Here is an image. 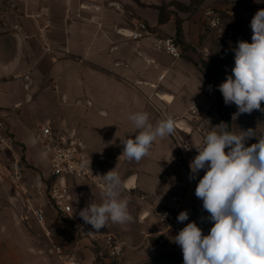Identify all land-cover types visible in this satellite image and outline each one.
Returning <instances> with one entry per match:
<instances>
[{
    "label": "crops",
    "instance_id": "1",
    "mask_svg": "<svg viewBox=\"0 0 264 264\" xmlns=\"http://www.w3.org/2000/svg\"><path fill=\"white\" fill-rule=\"evenodd\" d=\"M210 8L235 22L229 23L240 41L251 43L250 21L264 9V0H0V114L11 144L10 150L0 148V264L10 256L16 262L40 257L39 233L19 220L14 207L19 200L10 199L15 184L8 166L20 160L29 186L48 174L50 158L37 139L47 124L56 132H76L94 162L106 173L115 169L120 174L133 217L124 224L109 221L93 233L79 216L90 203L103 202L102 189L93 182L69 179L74 212L65 219L31 191L32 205L45 207L46 223H36L51 242L49 251L56 254L59 246L78 264H111L103 236L113 234L123 246L115 264H183L174 242L178 231L195 221L209 234L213 222L201 221L210 214L195 195L205 170L189 179V163L198 154L191 145L217 130L226 116L230 131L250 128L249 114L233 119L237 106L226 105L218 89L234 67L237 43L225 57L226 47L208 28ZM138 21L148 24L153 35L131 38ZM157 37L174 38L180 58L157 51ZM135 112H148L153 125L172 116L184 131L158 138L148 156L129 161L122 142L135 137L128 119ZM254 129L260 136L264 126ZM257 142L255 137L252 144ZM180 159L186 170L178 165ZM165 205L176 220L181 211L189 219L170 228L160 223L156 212ZM56 256V263L66 264ZM41 258L42 264H55Z\"/></svg>",
    "mask_w": 264,
    "mask_h": 264
},
{
    "label": "clouds",
    "instance_id": "2",
    "mask_svg": "<svg viewBox=\"0 0 264 264\" xmlns=\"http://www.w3.org/2000/svg\"><path fill=\"white\" fill-rule=\"evenodd\" d=\"M250 27L251 43L237 42L231 74L218 85L224 103L237 106L233 119L253 110L264 113V9L254 14ZM128 119L137 130L134 138L122 142V155L129 161L140 162L158 138L174 134L177 126L172 116L153 125L148 112H135ZM228 126L221 122L213 128L217 130L207 131L202 142L191 145L198 154L189 163V179H196L205 170L195 195L210 214L201 221L207 219L213 226L204 235L192 221L174 237L182 250L183 264H264V135L257 136L253 129L233 132ZM253 137L258 142L246 146ZM101 177L102 204L90 203L79 212L93 233L100 232L109 221L124 224L133 219L129 199L122 194L120 174L113 169ZM188 219L187 211L177 216L179 223Z\"/></svg>",
    "mask_w": 264,
    "mask_h": 264
},
{
    "label": "built area",
    "instance_id": "3",
    "mask_svg": "<svg viewBox=\"0 0 264 264\" xmlns=\"http://www.w3.org/2000/svg\"><path fill=\"white\" fill-rule=\"evenodd\" d=\"M206 19L210 32L217 38L221 44L226 47L224 56L230 54V48L240 41L236 30L226 24L219 12L214 9L206 11ZM136 30L129 36L134 39H143L152 36L153 33L145 22L135 23ZM154 48L157 51L165 52L173 58H180L181 49L174 38H155ZM192 110V113H195ZM176 130L184 131L180 126ZM37 139L40 146L46 151L50 158V169L47 175L39 176L34 179L29 186L26 181V169L20 160H14L9 163L12 179L15 184L18 196H28L27 211L33 219L43 226L46 223V211L42 205H32L29 193L34 192L35 199L47 201V206L51 208L59 218H71L74 212L73 194L69 179H86L93 182L102 189V177L106 174L101 165L94 162L85 151L82 142L79 140L76 132L61 133L56 132L49 124L40 128L37 133ZM10 137L6 132L4 117L0 114V148L11 149ZM196 151V150H195ZM178 165L186 170L185 162L180 159ZM33 199V198H32ZM173 198L172 201H175ZM180 207V204H178ZM156 215L160 223L167 227H176V215L166 205L157 210ZM179 232V231H178ZM105 249L108 257L118 260L123 252V246L119 239L113 234H105ZM56 254L66 261V264H78L76 260L65 253L61 247H55Z\"/></svg>",
    "mask_w": 264,
    "mask_h": 264
},
{
    "label": "rangeland",
    "instance_id": "4",
    "mask_svg": "<svg viewBox=\"0 0 264 264\" xmlns=\"http://www.w3.org/2000/svg\"><path fill=\"white\" fill-rule=\"evenodd\" d=\"M226 22V24H228L229 26H231L230 25V23L232 24V23H235V22H227V21H225ZM263 108H264V106H263ZM249 121H248V124H249V126H250V128L249 129H253V130H255L254 129V126L255 125H258V124H261V125H263L264 126V114H260V116H258V117H256V116H254L253 114H249ZM228 116H226L225 117V122L226 121H228ZM245 130H248L247 128H245ZM258 135V134H257ZM261 135H264V129H263V131H262V133H261ZM254 139H255V137H253V138H251L250 140H248V141H246L247 142V144H248V146H250V144H252V141H254ZM8 168H9V166H8ZM13 192V191H12ZM17 191L14 189V192L12 193V196H10L11 198V200H14L15 199V196H16V198H18V200H19V204L18 205H16V206H14L13 204V206L14 207H16V213H17V211L19 212L18 213V217H19V220H22V221H24L25 223H27L28 224V226H30L32 229H33V231H36L37 230V232L39 233V239H38V246H39V258L37 259V260H35V259H33L32 261L31 260H23L22 262L21 261H15V260H13L14 258H13V256H10L12 259L11 260H8V261H4V263L3 264H42V259L43 258H41L42 256L44 257H49V259H51V260H54V262L56 261V259H57V256H56V254H54V253H52V251H49L50 250V248L52 247L50 244H51V242H49L43 235H42V233H43V230L41 229V227L40 226H38V224L36 223V221L33 219V217L28 213V211H27V201H26V198H25V196H18L17 195V193H16ZM16 201V200H15ZM8 210H9V207H8ZM30 223V224H29ZM33 223H35L34 225H36L35 227H32V224ZM55 247H59V246H55ZM55 247H54V249H55ZM56 253V252H55ZM111 259V258H110ZM113 260V259H112ZM116 262L113 260L112 261V263L111 264H115ZM55 264H60V263H56L55 262Z\"/></svg>",
    "mask_w": 264,
    "mask_h": 264
},
{
    "label": "trees",
    "instance_id": "5",
    "mask_svg": "<svg viewBox=\"0 0 264 264\" xmlns=\"http://www.w3.org/2000/svg\"><path fill=\"white\" fill-rule=\"evenodd\" d=\"M226 123H227V124H229V122H228V121H226ZM228 127H229V130H230V124H229V126H228Z\"/></svg>",
    "mask_w": 264,
    "mask_h": 264
}]
</instances>
